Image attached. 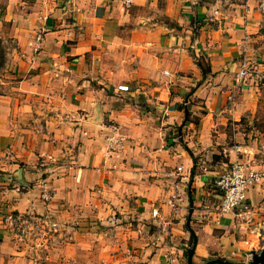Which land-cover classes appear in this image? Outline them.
Wrapping results in <instances>:
<instances>
[{"label": "crops", "instance_id": "crops-1", "mask_svg": "<svg viewBox=\"0 0 264 264\" xmlns=\"http://www.w3.org/2000/svg\"><path fill=\"white\" fill-rule=\"evenodd\" d=\"M263 2L0 0V264H188L193 232L195 264L251 262L215 181L236 145L264 169Z\"/></svg>", "mask_w": 264, "mask_h": 264}, {"label": "built area", "instance_id": "built-area-1", "mask_svg": "<svg viewBox=\"0 0 264 264\" xmlns=\"http://www.w3.org/2000/svg\"><path fill=\"white\" fill-rule=\"evenodd\" d=\"M134 3V0H124V4L130 7ZM264 9V2L262 4ZM44 30H40L35 37L34 51L38 52L44 41ZM255 78L260 84L264 86V68H260L258 65L243 63L241 70L239 71L240 81H244L247 78ZM127 136L119 131H114L107 137V154H114L122 152L127 146ZM236 152V159L232 162L230 167L218 175L216 178V185L223 192V200L221 204V214L226 215L229 213L236 214L244 222L252 225V231L259 234L264 239V222H255L254 209L247 202V191L256 183L264 180V169L257 166V152L253 150L243 151L240 146L236 145L234 148ZM242 154V155H240ZM245 154V156H243ZM183 169V166L178 168ZM42 197L45 201H51L53 198L52 191L47 186L42 187ZM173 206L176 209V203L173 202ZM157 214V211L154 210ZM49 226L54 230L58 227V223L52 221ZM39 227L38 224L29 223L28 220H23L21 227V234L25 237L34 235ZM40 232V231H38Z\"/></svg>", "mask_w": 264, "mask_h": 264}, {"label": "water", "instance_id": "water-1", "mask_svg": "<svg viewBox=\"0 0 264 264\" xmlns=\"http://www.w3.org/2000/svg\"><path fill=\"white\" fill-rule=\"evenodd\" d=\"M194 236V244L193 246L189 249L188 253V264H195L194 262V254H195V249H196V244H197V236L193 232ZM204 264H264V249L260 251H255L253 253V257L251 262L245 263V262H235L226 258H214L210 259Z\"/></svg>", "mask_w": 264, "mask_h": 264}, {"label": "rangeland", "instance_id": "rangeland-1", "mask_svg": "<svg viewBox=\"0 0 264 264\" xmlns=\"http://www.w3.org/2000/svg\"><path fill=\"white\" fill-rule=\"evenodd\" d=\"M264 114V113H263ZM262 222H264V221H260L259 223H262ZM250 226H252V225H250ZM249 226V227H250ZM262 233H264V230H262ZM261 238V237H260ZM264 248V239H262L261 238V242L258 244V246H257V250H262Z\"/></svg>", "mask_w": 264, "mask_h": 264}]
</instances>
